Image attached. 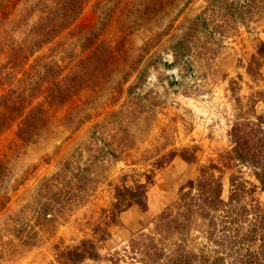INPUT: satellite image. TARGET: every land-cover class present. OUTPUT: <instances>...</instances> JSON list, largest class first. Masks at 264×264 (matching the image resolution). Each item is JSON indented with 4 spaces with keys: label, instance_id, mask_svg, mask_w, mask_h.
Listing matches in <instances>:
<instances>
[{
    "label": "rangeland",
    "instance_id": "obj_1",
    "mask_svg": "<svg viewBox=\"0 0 264 264\" xmlns=\"http://www.w3.org/2000/svg\"><path fill=\"white\" fill-rule=\"evenodd\" d=\"M25 1L18 7L17 0H0V15L12 18L9 27L0 26V82L6 81L4 74L11 73L12 78L8 87L0 89V97L10 87L25 93L26 98L29 93L45 95L49 84L40 90V79L49 80L44 75L54 76L57 70L59 79L75 71L84 44L80 39L99 25L108 6L113 7V13L99 44L88 51L100 60L106 76L98 77L96 83L95 75L88 76L85 81L91 80L76 96L53 109L60 121L72 114L76 124H68L76 125L75 129L49 125L41 133L47 137L29 145L18 139L16 126L0 136V156L10 153L11 157V171L5 181L0 180V264H59V251L86 239H95L100 255L82 264H145L139 252L143 244L136 243L133 249L132 240L144 233L168 245L174 235L167 237L159 231L157 220L168 209L172 214L178 212L181 188L197 180L202 166L212 163L223 168L222 172L211 169L209 174L221 177L226 201L233 173L258 184L246 166L225 168L223 161L232 148L230 134L237 113H241L239 119L251 122L264 114V102L258 101L257 94L264 92V66L256 79L247 73L252 56L264 41V0H92L69 29L31 53L23 64H16L17 48L10 47L27 48L29 30L39 20L40 11L45 10L44 5L56 4L55 0ZM148 5L155 9L148 11ZM20 10L22 15L30 10L35 15L18 23ZM137 15L145 19L138 21L143 23L140 27L132 22ZM172 19L173 26L166 30ZM157 33L162 35L156 42ZM183 35L186 60L171 66L174 56L170 46ZM147 43L153 47L143 63L151 51L161 59L150 67L145 81L128 93L135 79L120 86L118 75L111 77L114 71H122L121 57L115 59L119 55L116 49L126 51L131 62ZM105 45L112 49L109 53ZM51 62L55 66L48 68V74L43 66ZM232 79L240 84V108L235 107L230 89ZM118 87L121 90L116 93ZM243 127L247 137L252 138V129L254 139L259 138L250 122ZM194 147L197 162L188 163L182 153ZM172 152L177 153L172 156ZM63 170V179L49 189L48 178L63 174ZM147 176L152 177L147 184V210L133 206L117 213L112 208L115 187L134 186L136 179L146 183ZM258 205L264 211L260 189L234 202L229 215L228 207H222L217 213L220 217L214 219L216 235H227L222 248L227 246L234 257L249 264H264L255 258H263L259 253L261 236L254 238L251 233L255 229L264 233V227L256 226L251 210ZM226 216L233 217L227 221V230ZM212 220L193 215L191 243L207 240V224L213 229Z\"/></svg>",
    "mask_w": 264,
    "mask_h": 264
},
{
    "label": "trees",
    "instance_id": "obj_2",
    "mask_svg": "<svg viewBox=\"0 0 264 264\" xmlns=\"http://www.w3.org/2000/svg\"><path fill=\"white\" fill-rule=\"evenodd\" d=\"M92 0H55V5H44L45 10H41V16L39 20L31 27L29 30V41L30 45L27 48L21 46H13L10 48H17L15 50L14 56L16 57V64L25 62V60L31 57V53L42 50L45 45L52 42L56 39L63 31L69 29L73 23L82 15L85 7ZM114 1V0H113ZM25 0H17L18 7L25 5ZM109 3L110 0H108ZM107 2V3H108ZM165 5V4H164ZM163 2L160 1V8L163 11ZM17 6V5H16ZM116 6V3L113 4ZM149 6V5H148ZM146 8L151 12L155 7ZM151 9V10H150ZM35 11V10H34ZM138 10L137 12H139ZM19 15L20 20L18 23H26L33 15V10L28 11L25 15L22 10ZM122 13L124 11L121 10ZM110 13H113V7L108 6L103 15L100 17L99 25L95 27L91 32L85 34L84 38H81L84 44H81L80 58L77 61V68L75 71L67 75V77L59 79L56 78L57 70L54 76H48L46 81L40 79L42 85L38 86L40 90L42 87L49 84L46 88V94L29 93L26 94L22 91H17L15 89H8L0 97V136L1 134L14 126L17 127V137L24 144L29 145L30 143H35L39 139L47 137L41 136V133L46 130V127L49 125H56V127L66 126L74 128L69 122H74L72 114L67 116L63 121H60L55 117L53 109H57L60 106L64 105L69 99L76 96V94L82 90L86 83L85 79L90 75H95V83L101 78L106 76V72L103 70L98 60L94 55L88 53L89 50H92L96 45L99 44L101 38V32L108 24L110 18ZM148 12H145L147 15ZM163 14L166 15L164 9ZM134 18L133 23H138L139 20L145 22L144 17ZM16 18V17H15ZM146 20H151L152 17H147ZM10 17H4L0 15V26L9 27L11 22ZM14 19V18H13ZM138 23L136 26H141L143 23ZM174 20L172 19L166 28L169 30L173 26ZM12 24V23H11ZM27 25V24H25ZM107 27V26H106ZM15 29V26L12 27ZM19 29V28H18ZM162 33H157L153 38L154 41H159V36ZM182 39L179 38L176 43H172L170 49L174 56V61L171 63V66H175L179 63H182L186 60V53L183 51L184 44ZM1 45H4L1 42ZM149 45L147 43L145 47L141 50V54L131 62L127 61L126 51L122 52L119 48L116 51L119 55L115 58L121 57V62L119 66L122 67V71H114L111 77L118 75L120 80L118 84L123 86L125 83L130 82L131 79H135V83L128 90V93H132L133 89L142 84L149 73L151 66H155L158 61L161 59L159 53L150 52L149 60L143 63V58L149 51ZM105 50L109 53L112 49L110 46L105 45ZM107 55V54H106ZM115 57V56H114ZM101 59V56L98 59ZM264 41L260 43L257 49V53L252 56L248 66L247 73L254 79L261 75L262 67L264 66ZM143 63V65H142ZM21 64V65H22ZM126 64H129L128 67H125ZM57 65V63H56ZM3 66V65H2ZM54 63H48L44 69L53 68ZM3 70V69H2ZM11 74V73H10ZM10 74H4L6 81L0 82V89L2 87H8L12 81ZM1 76V68H0ZM9 77V78H8ZM111 77H106L107 79ZM239 78H242L239 75ZM7 83L9 85H7ZM230 89L232 95L235 98V107L240 108L241 106V97L239 96L240 84L238 80L232 79L230 81ZM121 88L116 89V93H119ZM43 93V92H40ZM258 97L264 102V92H257ZM257 100V99H256ZM255 101V100H254ZM241 113H237L238 119L234 121V128L231 130V141L232 148L225 155V160L223 161L225 168H231L237 164H241L249 168L252 172V175L257 180L258 184L250 183L248 180H245L236 172L230 178L231 182V195L228 201L223 198L224 184L221 180V177H216L214 172L210 175L209 171L211 169H218L222 172L223 168L210 164L208 166H202L199 170V176L197 180H191L187 185L181 188V197L180 204L178 206V212L172 214V211L168 209L163 212L157 222L158 230L163 231V233L168 237L174 235V238L168 241V245L165 247V243L160 239H157L155 236L146 235L141 233L137 239L132 240L133 249H136V243L139 245L142 243L143 246L139 252L142 253L141 261L145 264H249L247 261L241 257H234L227 250V246L222 248L227 241V235L221 234L217 236V224L214 223V219H218L220 215L217 213L222 209V207H228L227 213H231L233 203L241 202L242 198L253 196L254 192L257 189H260L264 193V114L257 115V122L243 121L239 119ZM90 118V115H88ZM245 120V119H244ZM83 121V120H82ZM250 122L256 129L259 135V138L256 140L253 136V130L249 131L251 137H247V134H244L245 128L244 125H247ZM76 124V123H73ZM80 124V123H78ZM241 125L240 128H238ZM49 133V131H48ZM45 134H47L45 132ZM197 147L192 148L191 150L186 149L182 153V157L188 162H197L196 156ZM192 151V152H191ZM192 153L188 156V153ZM177 152H172V156L176 155ZM11 157L9 154H3L0 156V180L5 181L11 171ZM66 170H63V174L57 173L51 178H48L46 185L49 189L56 187L60 182L61 178L63 179ZM152 177L147 176V182L142 183L139 179L135 180L134 186L128 185H118L115 187V200L112 203V208L117 212L121 213L133 206H139L144 211L147 210V200H148V187L147 184L151 182ZM248 184H251L248 187ZM188 188L187 191L185 189ZM196 189L197 193L194 195L193 191ZM235 208V207H234ZM251 210L254 211V216L256 217L259 227H264V211H261V207L253 206ZM250 210V211H251ZM211 214H213L211 216ZM193 215H198L200 220L210 216L212 220L210 229L209 224L208 230L206 231L207 235L205 241H193L191 236V226H192V217ZM227 220L224 221L225 230H227V221L233 219L232 216H226ZM206 222V221H205ZM207 223V222H206ZM217 223V222H216ZM213 225V226H212ZM214 225L216 226L214 228ZM260 231L257 229L252 230L251 233L254 238H259L261 236L262 243L259 245L261 256L263 258L259 259L257 255L255 258L258 261H264V233L262 235L258 234ZM160 234V233H159ZM223 236V237H222ZM217 242L216 246H213L211 243ZM193 246V247H192ZM220 246V248H219ZM166 248V249H165ZM168 248V249H167ZM100 246L95 242V239H86L81 241L75 247H68L63 251L58 253V262L59 264H82L88 259H97L100 255ZM135 258V257H134ZM137 259V258H136Z\"/></svg>",
    "mask_w": 264,
    "mask_h": 264
}]
</instances>
